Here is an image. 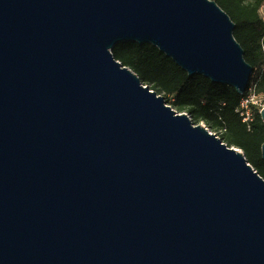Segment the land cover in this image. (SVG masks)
<instances>
[{
  "label": "water",
  "instance_id": "obj_1",
  "mask_svg": "<svg viewBox=\"0 0 264 264\" xmlns=\"http://www.w3.org/2000/svg\"><path fill=\"white\" fill-rule=\"evenodd\" d=\"M234 27L213 0H0V264H264V179L111 53L241 95Z\"/></svg>",
  "mask_w": 264,
  "mask_h": 264
},
{
  "label": "trees",
  "instance_id": "obj_2",
  "mask_svg": "<svg viewBox=\"0 0 264 264\" xmlns=\"http://www.w3.org/2000/svg\"><path fill=\"white\" fill-rule=\"evenodd\" d=\"M229 16L235 27L233 36L244 51V59L252 69L263 58L264 21L258 9L264 0L245 4L243 0H213ZM113 57L134 72L150 90L164 97L166 103L178 113L188 115L194 125L220 132L219 138L229 147L244 153L246 161L264 179V160L261 146L264 125L259 110L252 106L253 120L242 123L236 108L243 95L229 86L212 83L195 75L189 77L170 58L150 44L121 42L112 51ZM255 93L264 96V73Z\"/></svg>",
  "mask_w": 264,
  "mask_h": 264
},
{
  "label": "built area",
  "instance_id": "obj_3",
  "mask_svg": "<svg viewBox=\"0 0 264 264\" xmlns=\"http://www.w3.org/2000/svg\"><path fill=\"white\" fill-rule=\"evenodd\" d=\"M264 7V5H263ZM264 21V20H263ZM264 73V45H263V58L261 63L252 69V73L250 76V81L247 90L241 94L243 97L241 98L239 105L236 108V113L242 118V123L249 125L253 120V109L252 106L257 105V100L259 98H264V96L257 95L255 93L257 83L260 79V76ZM256 107V106H255ZM264 105L261 107V109ZM260 109V110H261ZM259 110V112H260Z\"/></svg>",
  "mask_w": 264,
  "mask_h": 264
},
{
  "label": "rangeland",
  "instance_id": "obj_4",
  "mask_svg": "<svg viewBox=\"0 0 264 264\" xmlns=\"http://www.w3.org/2000/svg\"><path fill=\"white\" fill-rule=\"evenodd\" d=\"M245 4H249V3H254V0H243ZM264 3L262 2L261 6L258 9V14L259 17L262 18V20H264V7H263ZM257 105H255L256 109L260 110L261 107L264 105V98H259L257 100ZM168 105V104H167ZM169 106V105H168ZM182 114V113H181ZM201 125L205 126L203 123H200ZM209 132L216 134L218 137L220 136V132L216 131V130H211L209 128H207Z\"/></svg>",
  "mask_w": 264,
  "mask_h": 264
}]
</instances>
